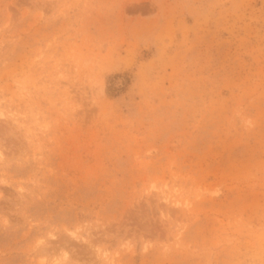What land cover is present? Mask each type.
<instances>
[{
  "label": "rangeland",
  "instance_id": "1",
  "mask_svg": "<svg viewBox=\"0 0 264 264\" xmlns=\"http://www.w3.org/2000/svg\"><path fill=\"white\" fill-rule=\"evenodd\" d=\"M0 264H264V0H0Z\"/></svg>",
  "mask_w": 264,
  "mask_h": 264
}]
</instances>
